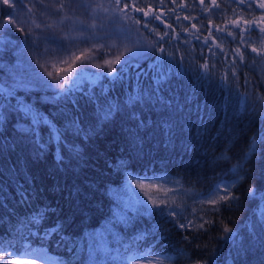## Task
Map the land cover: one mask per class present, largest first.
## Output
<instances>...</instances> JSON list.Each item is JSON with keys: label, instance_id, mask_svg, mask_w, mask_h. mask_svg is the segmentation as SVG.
<instances>
[{"label": "trees", "instance_id": "1", "mask_svg": "<svg viewBox=\"0 0 264 264\" xmlns=\"http://www.w3.org/2000/svg\"><path fill=\"white\" fill-rule=\"evenodd\" d=\"M143 2L152 6V13L163 12L166 23H171L175 33L180 34V39L173 34L170 43L162 41L167 55L155 50L156 46L146 60L138 62L139 69L130 68L122 79L102 74L95 81L82 79L76 91L67 97L56 94L52 103L31 101L28 93L16 90L15 95L7 98V119L0 130V236L15 247L22 243L40 247L43 231L59 222L66 235L81 236L95 231L97 239L102 235L112 249L119 248L120 252L113 251L106 264H128L122 259L129 255L122 243L126 244L138 233L146 234L145 239L138 241V254L150 247L148 255L152 257H171L165 258L166 264H264V199L260 195L264 193V145L258 144L257 152L245 160L251 138L264 128V58L256 57L248 49L244 64L237 61L236 75L232 76L231 58L222 59L223 54L215 49V56L209 54L203 39L189 35L199 28L203 38L205 29L201 23L208 25L212 33L216 24L223 27L222 22L233 18V10L239 12L233 0H216L223 9L219 16L202 12L199 0H163L166 7H158L155 0ZM185 10L188 14H184ZM252 11L259 14L264 10H248ZM8 12L6 6H0V22ZM152 13L144 17L140 26L150 39L159 38L149 30L153 25L149 29L143 27ZM176 15L180 20L174 19ZM184 15L193 17L192 24L197 25L188 34L185 33L188 25L181 19ZM155 25L160 34L171 33L159 21ZM18 35L15 31L0 30V38L4 40L0 54L11 56L8 41ZM251 39L253 47H260V37L255 32ZM230 40L226 38L221 44L225 52L236 47ZM249 53L256 57V64L249 62ZM201 55L209 59L202 61ZM204 64L210 69L207 74L201 67ZM225 72L229 74L227 81L222 79ZM157 78H162L159 84ZM144 90L152 95L132 109L138 119H131L125 110L117 112L108 122L97 124V104L89 100L90 96L100 103L107 97L123 105L129 95ZM18 97L61 129L75 119L85 131H92L86 138L68 132L63 137L64 143L58 145L49 142L48 129L41 126L43 147L38 148L30 135L15 129V120L20 117L10 109L17 104ZM158 97H162L161 102ZM72 145L75 149L70 151ZM58 156H63V162ZM237 164L244 165L239 180L229 171ZM129 176L174 182L196 197L208 195L218 184L236 180L230 191L237 199L220 200L215 206L198 204L195 210L182 211V216L181 212L176 216L166 212L164 215L134 212L122 195ZM250 188L258 192L250 196ZM22 193H26V199H22ZM37 210L44 214V219L36 225L29 224ZM114 214L126 215L132 223L127 226L109 223ZM189 215L197 216L204 227L195 224L181 228V222ZM57 239L54 235L45 241L51 255L62 257L69 264H84L86 252L77 255L63 246L57 248ZM0 264H6V259H0Z\"/></svg>", "mask_w": 264, "mask_h": 264}, {"label": "snow or ice", "instance_id": "2", "mask_svg": "<svg viewBox=\"0 0 264 264\" xmlns=\"http://www.w3.org/2000/svg\"><path fill=\"white\" fill-rule=\"evenodd\" d=\"M170 2H174V0H170ZM70 4H75L77 6H85L87 9L93 14L97 15L99 13L107 14L110 10L113 11V16L107 17L108 19L113 18H120L121 14H123L124 19L131 18L136 24H140L141 20H144V17L148 16L149 13H152V6L148 3H144L143 0H138L137 3H133L132 0H114L112 3H105L102 2H95L93 3H86V0H69ZM155 3L158 7L163 6L166 7L163 3V0H155ZM233 3L236 4L237 8H239V12L233 10V18L230 19L229 22H222L223 27L221 24L215 25V32L219 35L211 36V31L208 30V25L201 23V28L205 29V35L203 38L199 35L200 29L197 28L196 24H190L189 28H197L196 33H189V35L194 36L195 39L201 40L203 39V44L207 46V51L211 53V55L215 56L218 50L219 53H222V59L228 60L231 58V63L229 64V68L231 69L232 76L236 75L235 67L237 65V61L240 64H244L245 56L248 49H250L251 53H255L256 57L264 58V11H260L257 14L255 11L248 12L249 9L255 10L260 9L264 10V0H233ZM199 5H202V12L205 13H212L213 15L219 16L223 12L220 3H216V0H209L206 4L205 0H199ZM198 5V6H199ZM0 6H6L7 9H15L20 7L26 16L29 14L36 15L37 13L33 12L34 8H37L38 12H42L43 14H48L51 10L53 5L46 2V0H0ZM185 7L187 5H178V7ZM66 5L64 3H59V6L55 8V11L58 13H63ZM129 9L133 12L141 13L139 17L134 15L130 16ZM213 9L218 10L217 12H213ZM172 10H170L171 12ZM248 12L247 17H245L244 13ZM18 19H13V13L8 12L6 15L2 17V22H0V30L7 29L8 32L12 31H19L21 33H25L26 35H32L31 32H26V29L18 23ZM175 20H180L179 15L174 17ZM185 20L188 19L187 16L184 17ZM227 19V18H226ZM155 21H159L160 25L171 29V33L168 31H164L163 34L157 32V25H155ZM28 21L25 20L24 23ZM31 23L34 25L36 29L41 28V24L37 23L35 19L31 20ZM199 23V21H198ZM153 25L149 29V25ZM209 24H211V20H209ZM11 26V27H9ZM95 28L96 25L92 24L89 26H84L80 29V31H87L88 28ZM103 27V26H101ZM143 27L145 29H149L150 31L159 35L160 41L171 42L173 39V34H175L176 39H180V34L175 33V28H173L171 23H166L165 19L163 18V13L160 14L152 13L150 19L145 20ZM179 27L184 29V25L180 24ZM45 28H52V25L45 24ZM256 33L260 37V47H253L252 46V34ZM209 37H211V43L209 42ZM226 38H231L230 42L236 45L234 49L225 52V49L221 47V44L224 43ZM46 40L51 39L57 42V47L60 49L61 52L68 51V46H65L58 42L57 38L55 37H45ZM68 39V37H65ZM73 40L76 38L73 37ZM87 43L86 38H81ZM217 40H220V43H216ZM4 40L0 38V48H2ZM11 43V41H8ZM159 42H157L158 44ZM71 47H77V45L73 44ZM156 47V44L153 45V48ZM27 48V41L24 42V46L20 50V55L23 56L24 52ZM215 49V50H214ZM159 51L167 55L165 49L161 46L159 47ZM204 49H202L203 53ZM94 53L101 54V58L103 59L104 53V45H100L99 47L90 46L89 48L81 49L78 52L72 53L67 59L61 58L59 61H56L51 64H44L41 65L43 71L47 74V76L54 80L55 83H47L46 86L51 89L59 88L60 91L57 92V97H67L72 94V92L76 91L79 88L81 80L83 79L84 75V68L89 66L92 63V60L95 59ZM113 59H104L103 65L97 63L95 66L98 68L107 67L110 69L108 72L102 73V76L112 77L115 80H120L124 77L127 71L132 68L136 67L139 69L138 58L143 57L145 55L144 49L140 48L136 42H133V47L128 49L126 57L122 60L121 55L122 53H113ZM87 57V58H86ZM256 57H252L249 53L248 60L251 64H256L257 60ZM73 60H83L84 63L76 68L75 72L72 71L71 67L67 68V72L62 77L57 78L54 75V71H65L64 68L58 67V65H69L70 61ZM113 64L120 65V68L117 69L113 67ZM205 73H209L210 69L208 64H204L201 66ZM142 74V73H141ZM228 72H225L222 79L224 81L228 80ZM98 79L100 77H97ZM162 78H157V84L161 82ZM22 80V78H21ZM17 86H20V81L14 80L12 86H7L4 83H0V130L3 129L4 124L6 123V113H5V102L7 101L8 97L15 95V89ZM27 90V89H26ZM158 90V89H157ZM151 93L147 90L138 91L134 95H129L128 98L124 101L123 105H121L118 101H113L110 98L105 97L103 103H100L96 97L90 96L89 100L95 102L97 104L96 109V119L97 124L102 125L105 122H108L112 119V117L117 112H124L128 110V115L131 119H138L135 111H132L136 106L144 103L146 100L151 99ZM158 102L162 101V97L157 98ZM12 112L19 115L21 120L28 121L27 126H20L18 131L22 133H26L30 135L31 142L36 145L38 148L43 147L41 145V135H40V127L45 126L49 132V142H56L58 145L60 143H64L63 137L66 133L72 132L74 135L83 134L85 138L91 133L92 129L85 131L83 128L80 127L79 123L74 119L68 125H66L63 129L56 126V124L45 114L41 113L37 108H35L32 104L25 102L22 98H17V104L12 106L10 109ZM143 122L141 121V124ZM264 145V128H260L257 131V134L251 138L249 143V153L245 155V160H247L248 155L251 153L257 152V145ZM75 149V145H72L70 151ZM228 159V157H225ZM58 160L63 162V156H58ZM244 170L243 164L234 165L232 168L229 169L232 173L235 174L236 179H241L240 171ZM132 179L131 176L128 177L130 181ZM236 180L231 182L223 183V192L224 195L221 196V186L218 184L215 189H213L205 199L207 202L213 206L219 203L220 200L227 202L229 199H237L236 197L231 196L230 189L235 187ZM137 187L143 189L145 187L144 184H138ZM258 190L250 188L249 195L254 196ZM145 195H148L145 193ZM261 198L264 199V193H261ZM22 199H26V193H22ZM148 200L152 202L153 209H161L159 213H153L149 210L147 206V202L137 197V202L139 205L143 207V211L148 213L149 215L159 214L164 215L166 211V205L164 208H161V205L157 203L155 200H152V197L149 195ZM176 207H180L176 205ZM166 214L169 216H176L177 212L175 208L171 210H167ZM180 215L182 216L183 213L181 212ZM27 219V218H26ZM44 219V214L39 213L37 210L33 213L32 218L28 220L29 224L36 225ZM112 224H124L130 225L132 220L128 218L126 215H113V218L109 221ZM181 228L185 227H194L193 224H180ZM198 227L203 228L204 225L200 224ZM229 233L232 232V229H225ZM106 231L111 234L110 229H106ZM31 235V233H29ZM39 235V232H37ZM56 236L58 239L56 240V247L59 248L63 246L68 252H75L77 255L86 252L87 259L84 264H106V262L112 259L111 253L116 251L117 253L120 252V249H112L110 247V242L103 238L101 235L100 239H97V233L95 231L91 233H84L81 236H71L66 235L64 233L63 225L59 222L52 225L51 227L45 229L43 231V237L41 238V246L40 247H33L31 244L22 243L19 247H15L11 242L5 243V239L3 236H0V252L4 253L5 255L0 256V259H6V264H30L32 260L39 259L42 261V264H69L66 262L62 257L53 256L51 255L47 247L45 246V241L50 239L52 236ZM145 233H138L136 234L130 241L126 244L122 243V247L125 253H129V255H125L122 257L125 261H134L138 257V241L145 239ZM151 252V248L148 247L144 250L143 253H140L144 256L145 259H148V264H153V260L148 257V253ZM154 256L161 255L160 253H154ZM171 259V257H163L161 259H156L155 264H164V259Z\"/></svg>", "mask_w": 264, "mask_h": 264}, {"label": "rangeland", "instance_id": "3", "mask_svg": "<svg viewBox=\"0 0 264 264\" xmlns=\"http://www.w3.org/2000/svg\"><path fill=\"white\" fill-rule=\"evenodd\" d=\"M46 2L53 5L48 14L38 12L37 8L33 9V12L37 13L36 15L29 14L28 16L25 15L20 7L9 10L13 13V19L19 18L18 23L26 29V32H31L32 35H26L25 33L15 31L19 34L18 37L15 40H11V43H8V47L11 49V56H3L0 54V83H4L10 87L13 85L14 80L20 81V86H17L15 90L28 93L27 97H29L31 101L40 100L52 103L54 99H56L55 96L59 90L58 87L51 89L46 86L44 82L54 84L55 81L47 76L41 65L54 63L61 58L67 59L72 53L78 52L81 49L86 50L90 46L99 47L100 45H104L103 59L101 58V54L94 53L95 59L83 70V80L88 78L90 81H95L98 79L97 77H101L102 73L110 71L106 66L98 68L95 65L97 63L103 65L104 59H113V53L124 54L121 55V59L123 60L126 57L128 49L133 47V42H136V44L145 51V55L138 58V62L146 60L151 55L156 39L160 45L156 43L157 48L155 50H159V47L163 46L162 41H159L160 39L158 37L150 39L141 31L140 26L142 20L140 24H136L131 18L124 19L123 14H121L120 18L108 19L107 17L113 16L112 10L107 14L101 12L97 15H93L87 7L70 4L69 0H46ZM95 2H102L107 5L108 3L114 2V0H86V3L94 4ZM59 3H64L66 5L63 13L55 11ZM187 10L184 11V14H188ZM129 13L130 16L134 15L139 17L138 14H133L134 12ZM156 13H158V11H156ZM185 16L186 15H184V17ZM184 17H181V19ZM32 19H35L37 23L41 24L40 29L34 27L31 23ZM192 19L193 17L187 20L183 19V22L189 26L192 24ZM25 20L28 22L24 23ZM208 20H211V17H208ZM45 24L52 25V28H45ZM92 24H95L96 27H89L87 31H80L82 27ZM188 26V31L185 30L186 34L192 31V28ZM118 30L121 34L117 32ZM210 31L211 36L219 35L215 31L213 33L212 30ZM49 36L57 38L58 42L68 46L69 50L61 52L57 47V42L51 39H45V37ZM65 37H68V39H65ZM73 37L76 39L73 40ZM82 37L87 39V43L81 39ZM25 41H27V48L22 56L20 55V50L24 46ZM217 41L219 42L220 40ZM209 42H211V39ZM73 44L77 45V47H71ZM193 56L195 57L194 54ZM189 57L193 58L191 55H189ZM201 58L202 61L209 59L206 55H201ZM83 63V60H73L70 61L69 65H58V67L64 68L65 71H54V75L57 78L62 77L67 72L68 67H71L72 71L75 72L76 68L80 67ZM118 66L120 65L113 64L115 68ZM24 75H27V77L21 80ZM40 75L42 76L41 79L39 78ZM33 92H39L40 94L35 96ZM14 124L15 129L18 130L20 126H27L28 121L16 118ZM223 183L219 184L221 186V196L224 195ZM124 184L126 192L122 193L123 199L127 201L130 209L134 212H143V207L137 202V197L146 201L149 209H153L151 206L152 202L148 200L149 195L152 197V200L159 203L161 207L164 208L166 205V210L175 208L177 214L187 208H193L195 210L198 204H209L205 199L207 195L203 197L193 196L190 192L179 188L176 183L165 181L161 178L134 179V177H132L130 181L128 180ZM138 184H144L145 187L141 189L137 187ZM145 193L148 195H145ZM176 205L180 207L177 208ZM181 223L199 225L200 220L197 216L189 215ZM148 257L153 260V264H155L156 259L162 258L152 257V255H148ZM30 264H42V261L35 259L32 260ZM128 264H148V259H145L142 254H138L137 259L129 261ZM164 264H166L165 259Z\"/></svg>", "mask_w": 264, "mask_h": 264}, {"label": "bare ground", "instance_id": "4", "mask_svg": "<svg viewBox=\"0 0 264 264\" xmlns=\"http://www.w3.org/2000/svg\"><path fill=\"white\" fill-rule=\"evenodd\" d=\"M135 179V178H134Z\"/></svg>", "mask_w": 264, "mask_h": 264}]
</instances>
